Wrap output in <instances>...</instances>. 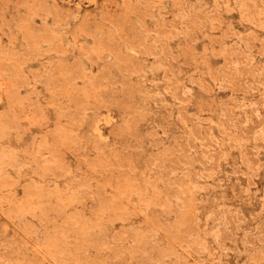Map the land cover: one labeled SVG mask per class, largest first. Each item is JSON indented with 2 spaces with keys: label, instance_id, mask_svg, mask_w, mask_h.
<instances>
[{
  "label": "rangeland",
  "instance_id": "1",
  "mask_svg": "<svg viewBox=\"0 0 264 264\" xmlns=\"http://www.w3.org/2000/svg\"><path fill=\"white\" fill-rule=\"evenodd\" d=\"M0 264H264V0H0Z\"/></svg>",
  "mask_w": 264,
  "mask_h": 264
}]
</instances>
